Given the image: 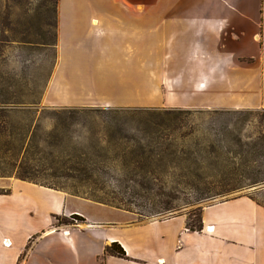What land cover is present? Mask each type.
<instances>
[{
	"label": "crops",
	"instance_id": "obj_1",
	"mask_svg": "<svg viewBox=\"0 0 264 264\" xmlns=\"http://www.w3.org/2000/svg\"><path fill=\"white\" fill-rule=\"evenodd\" d=\"M106 2L60 7L50 104L141 108L132 95L153 93L170 108L264 109V0ZM76 40L90 45L67 48L62 77L72 83L56 89L65 45ZM77 88L102 102L76 99ZM8 190L0 194V264H264V188L261 198L204 206L200 230L182 214L141 217L78 196L122 216L60 224L56 216L80 213L66 207L71 194L18 178ZM112 242L124 257L106 254Z\"/></svg>",
	"mask_w": 264,
	"mask_h": 264
},
{
	"label": "trees",
	"instance_id": "obj_2",
	"mask_svg": "<svg viewBox=\"0 0 264 264\" xmlns=\"http://www.w3.org/2000/svg\"><path fill=\"white\" fill-rule=\"evenodd\" d=\"M24 95L0 92V107L39 103ZM12 111L16 109H9ZM48 112L53 125L45 137L39 134V122L26 147L24 131L14 138L25 147L16 172L20 180L65 191L54 180L36 177L39 167L47 166L53 171L50 175L70 182L71 195L148 218L264 180V122L256 136L241 135L245 124L241 121L250 114H258L264 121V109L54 107ZM193 113L230 120L199 136L195 130H182L185 118ZM186 213L187 227L202 229V207ZM72 216L85 221L79 214ZM66 218L56 216L58 223L70 224ZM105 252L120 257L126 254L118 242L108 245Z\"/></svg>",
	"mask_w": 264,
	"mask_h": 264
},
{
	"label": "rangeland",
	"instance_id": "obj_3",
	"mask_svg": "<svg viewBox=\"0 0 264 264\" xmlns=\"http://www.w3.org/2000/svg\"><path fill=\"white\" fill-rule=\"evenodd\" d=\"M165 1L167 4L183 5H189L192 2V0H177V2L174 0ZM106 3V0H0V92L6 93L8 90V92L13 93H25L26 96L24 95V97L26 99H39L37 105H5L0 107V110H5V112L0 111V192L7 191L11 187V183L17 178L16 172L18 165L23 159L25 147L32 137L35 126L39 122L41 123L39 134L41 133L45 137L53 125V120L48 111L56 106L48 102L49 95L47 92L49 82L59 59L58 16L60 7L69 8L75 5L98 6ZM157 3L158 0H150V4L155 5ZM89 45H85L79 40H76L75 43L65 45L63 55H61L59 74L56 79V89L57 87L67 86L68 82L66 80H70V83H72L71 79L65 80L62 77L63 69L67 63L65 61L67 48H73L78 53L80 50L84 52L83 49ZM99 48L102 49V47ZM69 76L67 75V78ZM6 88L9 89L6 90ZM66 94H70V91L65 92L64 95ZM73 95L77 96L76 99L78 100L85 99V101L102 102L100 93H81L80 88H77V94ZM52 97H54L53 94ZM132 97L135 105H140L141 109L161 110L170 108L163 105V98L158 94L142 93L134 94ZM11 108L16 109V111L9 112ZM25 109L27 111L31 109V111L27 112ZM39 117H42V119H39ZM234 118L240 119L241 121L242 117ZM97 120L100 121L101 119L97 117ZM229 120L227 116L215 118L209 113H193L185 118V126L182 127V130H195L197 135L204 136L208 135V132L212 130V126L219 128ZM241 122L245 123L241 135L243 138H246L248 135L251 137L256 136L258 134V127L261 126L260 123L264 121L262 120V116L250 114L247 119ZM22 126L25 127L22 128ZM21 131H24L26 135V144L23 148L14 140L15 137L19 136ZM6 140L9 141L8 144H5ZM41 147H46V143L41 142ZM52 172V170H48L47 166H42L35 173L39 180H54L60 186H65L64 192L70 194L72 191L68 187L70 182L62 177H53L50 175ZM262 188H264V180L234 190L225 195H216L212 198L202 200L193 206L184 207L179 211L167 212L150 217L167 218L178 214L188 217L186 212L197 207H202L203 209L204 206L219 200L233 198L239 195H249L258 198L260 197L258 190ZM65 203L66 207L79 210L80 213L78 214L88 219L113 218L112 214L117 215V217L122 216L119 212L105 210L104 208L80 200L74 195L69 196ZM66 219L70 220L71 224L82 222L79 216L74 218L70 215Z\"/></svg>",
	"mask_w": 264,
	"mask_h": 264
},
{
	"label": "bare ground",
	"instance_id": "obj_4",
	"mask_svg": "<svg viewBox=\"0 0 264 264\" xmlns=\"http://www.w3.org/2000/svg\"><path fill=\"white\" fill-rule=\"evenodd\" d=\"M11 244V243H10ZM6 245L8 246V244L6 243Z\"/></svg>",
	"mask_w": 264,
	"mask_h": 264
}]
</instances>
